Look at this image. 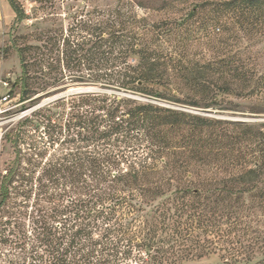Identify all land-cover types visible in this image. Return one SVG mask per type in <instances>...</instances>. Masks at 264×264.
<instances>
[{"label": "trees", "instance_id": "16d2710c", "mask_svg": "<svg viewBox=\"0 0 264 264\" xmlns=\"http://www.w3.org/2000/svg\"><path fill=\"white\" fill-rule=\"evenodd\" d=\"M102 14L15 44L31 110L3 137L0 264H264V126L131 96L181 102L187 83L164 78L174 55L152 47L145 19ZM67 83L101 90L36 106ZM214 86L205 107L227 110L233 85Z\"/></svg>", "mask_w": 264, "mask_h": 264}, {"label": "rangeland", "instance_id": "374dc122", "mask_svg": "<svg viewBox=\"0 0 264 264\" xmlns=\"http://www.w3.org/2000/svg\"><path fill=\"white\" fill-rule=\"evenodd\" d=\"M16 1L25 10L26 18L22 22H16L15 16L12 20L0 18V98L9 95L0 110V175L14 157L12 146L3 138L4 133L12 121L31 110L23 109L20 85L13 86L21 76L16 47L38 43L41 33L48 30H63L67 35L79 22L105 18L103 12L106 14L118 6L128 15L145 19L149 29L147 38L153 48L173 53L164 78L187 83L180 94L181 102L142 93H130L131 96L204 117L264 126V0ZM159 36L164 38L160 40ZM225 80L235 89L224 97L228 109L205 107L209 99L204 90ZM199 83L204 87L194 85ZM75 87L101 90L98 86L71 83L52 86L36 95L50 93L36 106L73 94ZM59 89L60 92L54 93ZM192 101H198L200 107L192 106ZM218 262V257L212 256L186 264Z\"/></svg>", "mask_w": 264, "mask_h": 264}, {"label": "crops", "instance_id": "0c3cea01", "mask_svg": "<svg viewBox=\"0 0 264 264\" xmlns=\"http://www.w3.org/2000/svg\"><path fill=\"white\" fill-rule=\"evenodd\" d=\"M16 13L9 0H0V18L12 20ZM4 18V19H5Z\"/></svg>", "mask_w": 264, "mask_h": 264}, {"label": "water", "instance_id": "95a60500", "mask_svg": "<svg viewBox=\"0 0 264 264\" xmlns=\"http://www.w3.org/2000/svg\"><path fill=\"white\" fill-rule=\"evenodd\" d=\"M94 89L92 87H75L72 89L71 92L73 93H82V92H90L93 91Z\"/></svg>", "mask_w": 264, "mask_h": 264}, {"label": "built area", "instance_id": "2783aa9c", "mask_svg": "<svg viewBox=\"0 0 264 264\" xmlns=\"http://www.w3.org/2000/svg\"><path fill=\"white\" fill-rule=\"evenodd\" d=\"M6 84H8V83H6ZM8 98H9V95H5V96H3L2 98H0V110H1V105H2L4 102L8 101Z\"/></svg>", "mask_w": 264, "mask_h": 264}]
</instances>
